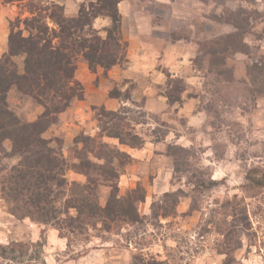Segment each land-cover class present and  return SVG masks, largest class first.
<instances>
[{"label":"rangeland","instance_id":"rangeland-1","mask_svg":"<svg viewBox=\"0 0 264 264\" xmlns=\"http://www.w3.org/2000/svg\"><path fill=\"white\" fill-rule=\"evenodd\" d=\"M64 1L1 0L3 20L9 33L15 24L28 35L25 19L58 15L55 3ZM76 1L80 7L91 0ZM118 6L149 53L153 45L151 68L131 77L117 75L113 66L90 69L91 79L83 73L77 80L84 98H76L43 136L67 158L70 182L96 180L101 205L112 185L121 196L140 187L133 194L145 196L137 204L141 221L108 229L98 222L73 234L11 213L0 193V229L10 237L0 242V264H131L136 254L164 264H264V73L256 78V69L264 67V0H120ZM241 13L247 46L211 56L213 47H222L216 39L237 30L234 21ZM122 16L117 68L125 69ZM48 23L52 27L50 18ZM213 57L223 62L213 65ZM25 59V54L14 57L22 73ZM83 61L79 56L80 72ZM107 99L109 106L99 102ZM8 101L24 121H35L44 110L17 87L9 90ZM102 107L120 112L124 128L139 134L142 146L102 136L97 119ZM12 147L9 138L0 143V166L8 170L18 162ZM85 162L98 169L85 168ZM111 167L117 177L106 181L99 173ZM30 220L42 230L29 234Z\"/></svg>","mask_w":264,"mask_h":264},{"label":"trees","instance_id":"trees-1","mask_svg":"<svg viewBox=\"0 0 264 264\" xmlns=\"http://www.w3.org/2000/svg\"><path fill=\"white\" fill-rule=\"evenodd\" d=\"M120 0H91L87 5L81 3L75 16H67L62 4L55 3L56 14L46 17H29L25 23L29 34L15 30L10 24L8 48L0 57V143L9 138L13 142L11 155L18 162L8 170L0 166V193L9 205L10 212L19 217L53 224L60 231L85 233L98 222L108 229L119 222L137 223L141 221L137 204L144 195H135L140 189H134L128 196L118 194V186L113 190L107 203L101 205L97 194V183L92 177L86 184L70 182L66 176L69 167L64 154L53 147L43 134L58 120L76 99L84 98V88L77 80V59L82 56L92 71L98 66L109 69L122 60ZM234 21L237 30L223 38L216 39L222 47L212 48L210 53L222 54L242 51L247 44L244 41L248 32L242 13ZM99 16L109 17L111 24L105 27L103 36L94 27ZM48 18L53 22L52 27ZM43 19L45 21L43 22ZM244 19V20H243ZM230 37V38H229ZM25 54V71L22 73L14 60L17 55ZM221 60L211 59L216 65ZM260 69V70H259ZM256 69V78L264 73V67ZM17 87L44 107L35 121H24L9 106L8 92ZM102 136L118 138L120 143L139 147L143 139L124 128L120 112L99 109L97 113ZM85 168L98 169L89 162ZM106 181L117 177L113 167L101 168ZM6 171V173H4ZM72 185V186H71ZM59 208L57 203H62ZM169 195L168 193L166 194ZM72 210L74 212L72 213ZM167 215V211L164 213ZM96 221V223H95ZM63 236L68 237L67 233ZM162 260L144 254L133 256L131 264H164Z\"/></svg>","mask_w":264,"mask_h":264},{"label":"crops","instance_id":"crops-1","mask_svg":"<svg viewBox=\"0 0 264 264\" xmlns=\"http://www.w3.org/2000/svg\"><path fill=\"white\" fill-rule=\"evenodd\" d=\"M62 5L64 6V11L65 14L67 16H75L78 13L79 10V6L76 0H65ZM122 16V29H123V36L125 38V40H127L128 42V58L129 61L128 63V68L125 69H120L117 68L120 66V63H118L117 65L113 66V68H115V73L117 75H122V76H127V77H131L133 71L137 70V71H141V72H147L150 68H151V64L149 62V60L151 59L150 56H156L155 55V51L152 48L153 45H151L150 50L151 53L148 52L147 50V45L146 42L143 40V37L141 36L140 32H130L129 31V26L127 25V16L128 14L125 13L123 11V9H120ZM111 24V20L109 17L106 16H99L95 19L94 21V27L96 29H98L100 31V34L103 35V32L105 30V27H108ZM8 33H9V25L7 23V21L3 20V14H2V4H1V0H0V57L1 55L7 50L8 48ZM105 36V35H103ZM82 66V70L83 71H79L77 70L76 74H77V78L79 79H83V73H87V76L92 77V73L90 71L89 65L87 64V62L83 61L81 63ZM85 81V80H83ZM86 83V82H85ZM92 102H94L91 99ZM104 102L106 105L109 106V104H112V100L107 99V100H102L99 101ZM69 112L66 111L64 113L61 114L62 119L65 117V114ZM4 212L1 210L0 211V219L3 215ZM7 221L9 222H13L14 220L11 217H7ZM26 220H24L23 222H25ZM29 234L33 233L34 230L37 228L38 230H42L39 226V224H36L35 222H32L31 220L29 221ZM37 231V230H36ZM49 232L51 233V235L56 236L57 235V231L55 229H50ZM4 233V234H3ZM58 238V235L56 236ZM10 240L9 235L5 234V232H3L2 228L0 229V242L1 243H5L8 242ZM45 259L47 260L48 263H50V257L49 256H45Z\"/></svg>","mask_w":264,"mask_h":264}]
</instances>
